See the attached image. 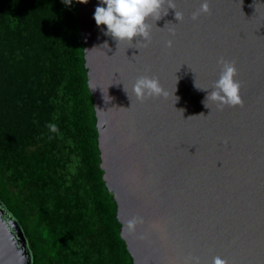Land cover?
Masks as SVG:
<instances>
[{
    "label": "water",
    "instance_id": "water-1",
    "mask_svg": "<svg viewBox=\"0 0 264 264\" xmlns=\"http://www.w3.org/2000/svg\"><path fill=\"white\" fill-rule=\"evenodd\" d=\"M202 2L175 0L183 20L169 9L145 46L118 45L94 19L106 5L78 0L103 178L134 264H264V0H208L193 20ZM221 57L235 62L243 106H206ZM140 76L167 95L138 100ZM135 216L144 223L129 234ZM0 264H33L1 200Z\"/></svg>",
    "mask_w": 264,
    "mask_h": 264
},
{
    "label": "trees",
    "instance_id": "trees-1",
    "mask_svg": "<svg viewBox=\"0 0 264 264\" xmlns=\"http://www.w3.org/2000/svg\"><path fill=\"white\" fill-rule=\"evenodd\" d=\"M77 11L0 0V200L33 264H134L103 178Z\"/></svg>",
    "mask_w": 264,
    "mask_h": 264
},
{
    "label": "clouds",
    "instance_id": "clouds-1",
    "mask_svg": "<svg viewBox=\"0 0 264 264\" xmlns=\"http://www.w3.org/2000/svg\"><path fill=\"white\" fill-rule=\"evenodd\" d=\"M101 3L106 7H96L95 22L98 26H106V34L113 37L118 45L121 42L133 43L136 40L137 43L145 42V46H147L151 42L153 22L156 26V21L167 16L169 9L175 10V18L179 22L183 20V13L176 10L175 0H101ZM209 12V2L203 0L200 7L192 13V19L196 20L201 14ZM104 46L108 47L107 44ZM171 46L172 41H168V47ZM218 63L221 65L220 75L214 81L212 91L206 97V106H208L209 101L215 102L220 109L225 106H243V99L240 95L241 83L236 79L238 70L235 62L227 61L221 57ZM133 93L140 101L154 96L167 95L158 78L149 76L137 78L133 85ZM53 130H55L54 127ZM143 223L142 217L135 216L127 221L126 230L129 234H134L137 226ZM144 238L141 237V239ZM193 262L194 264H200L198 257H188L185 264H193ZM212 264H227V261L220 256H216L213 258Z\"/></svg>",
    "mask_w": 264,
    "mask_h": 264
}]
</instances>
